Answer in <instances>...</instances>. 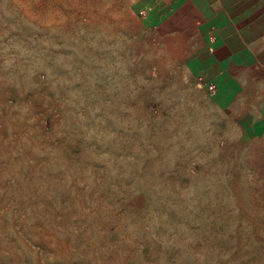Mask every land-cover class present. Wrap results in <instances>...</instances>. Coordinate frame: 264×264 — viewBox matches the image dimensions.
I'll use <instances>...</instances> for the list:
<instances>
[{
    "label": "rangeland",
    "instance_id": "374dc122",
    "mask_svg": "<svg viewBox=\"0 0 264 264\" xmlns=\"http://www.w3.org/2000/svg\"><path fill=\"white\" fill-rule=\"evenodd\" d=\"M121 0H0V264H264V160Z\"/></svg>",
    "mask_w": 264,
    "mask_h": 264
},
{
    "label": "crops",
    "instance_id": "0c3cea01",
    "mask_svg": "<svg viewBox=\"0 0 264 264\" xmlns=\"http://www.w3.org/2000/svg\"><path fill=\"white\" fill-rule=\"evenodd\" d=\"M155 54L255 139L264 160V0H121ZM214 84V91L197 83Z\"/></svg>",
    "mask_w": 264,
    "mask_h": 264
},
{
    "label": "built area",
    "instance_id": "2783aa9c",
    "mask_svg": "<svg viewBox=\"0 0 264 264\" xmlns=\"http://www.w3.org/2000/svg\"><path fill=\"white\" fill-rule=\"evenodd\" d=\"M197 83L199 85L205 86L208 92H213L215 89L214 84L210 82L206 83L203 76H199L197 78Z\"/></svg>",
    "mask_w": 264,
    "mask_h": 264
}]
</instances>
